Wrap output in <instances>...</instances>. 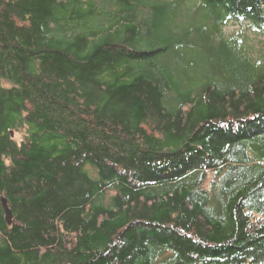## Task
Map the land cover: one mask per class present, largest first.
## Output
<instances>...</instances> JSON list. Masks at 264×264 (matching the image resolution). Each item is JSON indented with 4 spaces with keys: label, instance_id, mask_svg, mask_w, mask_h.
I'll list each match as a JSON object with an SVG mask.
<instances>
[{
    "label": "trees",
    "instance_id": "trees-1",
    "mask_svg": "<svg viewBox=\"0 0 264 264\" xmlns=\"http://www.w3.org/2000/svg\"><path fill=\"white\" fill-rule=\"evenodd\" d=\"M0 264H264V0H0Z\"/></svg>",
    "mask_w": 264,
    "mask_h": 264
},
{
    "label": "water",
    "instance_id": "water-1",
    "mask_svg": "<svg viewBox=\"0 0 264 264\" xmlns=\"http://www.w3.org/2000/svg\"><path fill=\"white\" fill-rule=\"evenodd\" d=\"M1 204L5 212V219L9 224H12L13 222V212L9 207L8 200L5 197L1 198Z\"/></svg>",
    "mask_w": 264,
    "mask_h": 264
},
{
    "label": "rangeland",
    "instance_id": "rangeland-1",
    "mask_svg": "<svg viewBox=\"0 0 264 264\" xmlns=\"http://www.w3.org/2000/svg\"><path fill=\"white\" fill-rule=\"evenodd\" d=\"M236 27H232L231 29H235ZM17 138H19V136L17 137Z\"/></svg>",
    "mask_w": 264,
    "mask_h": 264
}]
</instances>
